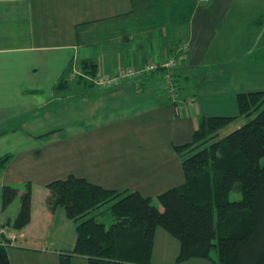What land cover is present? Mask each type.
I'll use <instances>...</instances> for the list:
<instances>
[{
  "label": "crops",
  "instance_id": "1",
  "mask_svg": "<svg viewBox=\"0 0 264 264\" xmlns=\"http://www.w3.org/2000/svg\"><path fill=\"white\" fill-rule=\"evenodd\" d=\"M263 25L264 0H0V159L8 157L0 165V242L10 264H64V257L65 264H89L72 253L76 222L63 206H46L51 180L74 174L155 203L181 185L182 155L174 146L191 140L199 117L218 114L226 102H235L228 115H237L238 92L264 91ZM181 41L188 57L172 97L161 72L114 87L91 81L166 60ZM245 120L239 116L214 140ZM27 181L37 184L29 222L4 225L20 200L3 208L2 186L22 191ZM103 222L117 219L109 212ZM179 247L156 226L150 264H176ZM181 262L217 264L215 253Z\"/></svg>",
  "mask_w": 264,
  "mask_h": 264
},
{
  "label": "trees",
  "instance_id": "2",
  "mask_svg": "<svg viewBox=\"0 0 264 264\" xmlns=\"http://www.w3.org/2000/svg\"><path fill=\"white\" fill-rule=\"evenodd\" d=\"M181 63L174 71L176 85ZM236 104L237 115L200 116L191 140L174 146L182 155L184 182L160 192L159 205L138 191L121 193L74 174L48 182V210L63 206L76 222L72 253L85 255L89 264H150L154 230L161 226L179 240L176 264L192 256L211 258L213 252L217 264H264V91L238 92ZM239 116L246 121L214 140L219 129ZM7 159L1 158L0 165ZM31 195L29 181L22 191L2 186L3 208L17 196L20 200L16 217L4 225L20 229L29 222ZM110 201L117 222L85 218ZM0 264H10L3 242Z\"/></svg>",
  "mask_w": 264,
  "mask_h": 264
},
{
  "label": "built area",
  "instance_id": "3",
  "mask_svg": "<svg viewBox=\"0 0 264 264\" xmlns=\"http://www.w3.org/2000/svg\"><path fill=\"white\" fill-rule=\"evenodd\" d=\"M173 50V54L160 63L152 60L139 67L130 66L127 68H120L116 74L99 75L91 78V81L96 86L114 87L122 84L127 79L143 76L151 71L157 70L156 72H161L168 95L172 97L176 95L177 92L174 71L179 61L186 59L188 47L184 42H180ZM177 52L181 57H178V54H176ZM11 240H13V237H11Z\"/></svg>",
  "mask_w": 264,
  "mask_h": 264
},
{
  "label": "rangeland",
  "instance_id": "4",
  "mask_svg": "<svg viewBox=\"0 0 264 264\" xmlns=\"http://www.w3.org/2000/svg\"><path fill=\"white\" fill-rule=\"evenodd\" d=\"M259 31H264V25L260 28ZM64 83H67L68 81L67 80H64L63 81ZM179 82V81H178ZM63 84V83H62ZM61 85V84H60ZM97 87H102V86H97ZM139 87H140V84H139ZM179 88V84L177 85V88H176V91L178 90ZM243 92V91H242ZM235 102L233 104H230V102H226V104L222 107H219L217 108L218 109V114H214V115H228V114H233V110L236 109V106L234 105ZM228 110V111H226ZM246 121V120H245ZM52 181V180H51ZM94 183V182H93ZM37 184H33V186H31V188L33 187H36ZM236 198H239V194L237 195ZM156 204H158V202L156 201ZM159 205V204H158ZM103 210V211H102ZM108 213L109 211L107 212V210L103 207L95 212H93L92 215H94V217L97 219V220H103L105 222H108ZM89 217V215L85 216V218ZM76 242V241H75ZM214 253V252H213ZM182 263V262H181ZM180 264V263H179Z\"/></svg>",
  "mask_w": 264,
  "mask_h": 264
}]
</instances>
